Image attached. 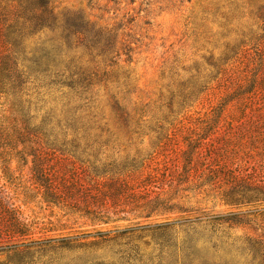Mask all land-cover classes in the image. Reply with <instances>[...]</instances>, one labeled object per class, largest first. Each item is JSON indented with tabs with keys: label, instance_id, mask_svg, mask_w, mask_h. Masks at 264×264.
<instances>
[{
	"label": "rangeland",
	"instance_id": "rangeland-1",
	"mask_svg": "<svg viewBox=\"0 0 264 264\" xmlns=\"http://www.w3.org/2000/svg\"><path fill=\"white\" fill-rule=\"evenodd\" d=\"M51 5L56 26L27 41L23 60L28 74L36 67L30 62L43 61L49 52L48 82L30 77L19 97L25 106L20 114L12 108L13 97L0 98V264H264V207L225 205L227 188L217 189L226 182L224 172L212 177L207 169L228 160L264 180V0H51ZM73 17L89 28L81 39L65 29ZM94 34L97 45L91 47ZM80 73L101 81L81 99L66 87ZM70 109L78 125L76 132L66 131V139L77 141L85 157L94 156L90 161L101 166V174L133 175L143 191L130 204L128 188L116 180L111 190L101 186L95 201L109 202L108 224L93 225L77 213L47 206L32 174L33 157L27 156L39 151L9 140L21 115L40 117L52 110L57 128L71 122ZM207 118H218L213 147L200 150L192 170L183 172L190 142L208 137L201 128ZM240 119L244 126L237 128ZM168 137L172 141L165 145ZM151 191L176 205L175 212L144 218L145 204L154 199L144 193ZM217 216L223 219L211 220ZM185 218L199 222L155 229ZM17 219L31 234L22 240L10 235ZM135 228L132 236L113 239ZM98 233L109 237L99 239Z\"/></svg>",
	"mask_w": 264,
	"mask_h": 264
},
{
	"label": "trees",
	"instance_id": "trees-1",
	"mask_svg": "<svg viewBox=\"0 0 264 264\" xmlns=\"http://www.w3.org/2000/svg\"><path fill=\"white\" fill-rule=\"evenodd\" d=\"M53 11L51 0H0V98L13 97L15 103L12 105V108L18 114L25 108L19 97L25 91L26 85L32 82H30V77H44V83L48 82L45 78L50 77L49 68L51 59L49 52H45L43 61L38 59L35 63L33 60L30 62L33 65L35 64L36 67L35 71L31 70L28 74L25 71L26 67L23 65V60L26 57L25 45L27 41L37 35L43 34L44 31L52 30L56 26V18L54 17ZM66 24L65 29H68L78 39H81V37H84L89 32V28L85 26L86 24L81 21L80 17H73V20L67 21ZM98 36L99 34H94L90 38L91 47L97 45ZM61 38L66 42L71 37H65L64 35ZM45 50L49 49H43V51ZM51 53L53 54L52 51ZM71 64L72 61H70L66 68L68 69ZM98 72L96 71V73ZM73 76L76 75H72L69 78L70 83H66L68 84L66 87L80 99L99 85L97 83L101 82L97 81L90 74L84 76L80 73V75L77 74L76 78H73ZM71 111H74V109L67 111L66 120L69 122L72 120ZM54 119L55 114L52 110L50 112H44L40 117L38 114L31 117L29 113L21 115L17 119V123H15L16 126L14 125L12 128L15 134L11 135L9 140H13L16 146H22L25 151H39L38 154L32 153L27 156L33 157L31 161L33 164L32 174L34 175L35 173L39 178L37 179L40 181L38 186L44 189L43 200L47 206L59 207L69 212L77 213L89 220L93 225L110 223V219L107 216L108 213L106 212L110 209L109 202L99 204V202L97 203L95 201L101 186L103 189L107 188L111 190V181L116 180L117 184L128 188L130 204L139 199L143 191L139 190V187H136L134 184L133 175H127L126 177L117 176L112 179L111 173L104 172L101 174V166L96 162L90 161V158H94V156L88 155L85 157L84 155L86 153L81 149L77 141H68L66 139V131L73 130V132H76L78 124L76 125L73 121L70 123L64 122V124L58 123L56 128L53 126ZM241 120L236 121L237 128L244 126ZM217 121L218 118H216V121L207 118L206 122L203 123L205 126L201 128H203V131L208 132V137L190 142L188 149L184 152L186 155V166L183 172L189 173L192 170V158L194 156L199 158L203 155L200 150L204 147H208L206 149L213 147L210 136L214 133L215 126H213V123L218 125ZM63 127L65 128L64 133L57 132V129L62 131ZM209 132H211L210 135ZM236 134L239 133H233L232 135L234 136ZM59 136H61L60 139ZM239 136L243 137V134H239ZM172 138H166L164 144L170 145ZM248 138H252V136L248 135ZM195 145H198V147ZM65 149H68V151ZM57 153L62 158H59ZM205 158L204 162L206 160ZM49 160L56 162V167L52 168ZM215 167L217 169H211L209 167L207 169L211 170L209 175L212 177L216 173H220V171L224 172L221 176H223L222 180H226V182L218 184L217 189H221L223 187L222 184L226 186L227 190L222 193V201L225 205L230 207L250 205L264 207V180L262 177L251 175L245 170L234 169L232 163L228 160H222ZM4 172L8 175L7 170ZM197 176L199 177V175ZM218 178L221 177L219 176ZM157 190L160 191L161 189L157 188ZM158 191L144 193V195L149 197L154 195V199L149 200L144 206V218L146 219L155 213L171 214L175 212L176 205L170 204L167 200H162ZM108 198L111 202V197L109 196ZM178 210V213L185 212L181 209ZM139 218L141 217L139 216ZM222 219L221 216H217L212 217L211 220L221 221ZM178 222L180 226L189 228L191 224L199 222V219L192 220L185 218L182 221H167L160 226H155V229L169 231L176 227ZM14 223L16 231L10 235L20 240H22V237L31 235L26 225L24 227L21 221L17 219ZM137 231H139V228L126 230L127 233H117L113 239L122 238L126 235L132 236L129 232ZM96 237L105 240L106 237H109V234L98 233ZM157 239L162 242L160 236ZM52 241L54 240H44L43 242H47L46 245H49ZM34 244L35 242H32L28 245L33 246ZM94 264H103V262Z\"/></svg>",
	"mask_w": 264,
	"mask_h": 264
}]
</instances>
